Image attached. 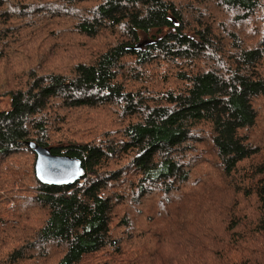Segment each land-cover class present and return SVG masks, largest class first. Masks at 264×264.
<instances>
[{
    "label": "trees",
    "instance_id": "trees-1",
    "mask_svg": "<svg viewBox=\"0 0 264 264\" xmlns=\"http://www.w3.org/2000/svg\"><path fill=\"white\" fill-rule=\"evenodd\" d=\"M1 160L0 264H264V0H0Z\"/></svg>",
    "mask_w": 264,
    "mask_h": 264
},
{
    "label": "water",
    "instance_id": "water-1",
    "mask_svg": "<svg viewBox=\"0 0 264 264\" xmlns=\"http://www.w3.org/2000/svg\"><path fill=\"white\" fill-rule=\"evenodd\" d=\"M37 152L36 174L38 180L49 186H73L81 181L84 169L81 161L66 156H54L50 150L42 149L31 143Z\"/></svg>",
    "mask_w": 264,
    "mask_h": 264
},
{
    "label": "rangeland",
    "instance_id": "rangeland-1",
    "mask_svg": "<svg viewBox=\"0 0 264 264\" xmlns=\"http://www.w3.org/2000/svg\"><path fill=\"white\" fill-rule=\"evenodd\" d=\"M3 163H4V161L1 160V161H0V167H1L0 169H2V170L4 171V173H5V175H6V174H7L6 170H7L8 168H5V169H4V168H3ZM5 165H6V163L4 164V166H5ZM11 169H12V168H11ZM5 175H1V174H0V180H1V182H2L3 177H4ZM7 180H8V178L6 177V178L4 179V181H3L4 183L2 182V185H5V186H6L5 182H6ZM1 182H0V186H1ZM21 203H22V207H21V208L24 209L25 211H29L28 208H30L31 204L28 205V203H26V200H24V201L22 200Z\"/></svg>",
    "mask_w": 264,
    "mask_h": 264
}]
</instances>
